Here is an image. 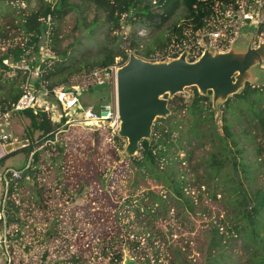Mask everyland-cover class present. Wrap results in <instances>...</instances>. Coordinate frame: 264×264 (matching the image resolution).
I'll use <instances>...</instances> for the list:
<instances>
[{
    "label": "rangeland",
    "instance_id": "1",
    "mask_svg": "<svg viewBox=\"0 0 264 264\" xmlns=\"http://www.w3.org/2000/svg\"><path fill=\"white\" fill-rule=\"evenodd\" d=\"M202 1L215 12H218L220 7L232 10L230 4L234 2L237 6H242V9H236L239 17L248 13L258 21L264 20V0H258L259 4H248L250 0ZM21 6L26 8L27 13L34 10L37 4L29 1L28 4ZM10 10L6 4L0 3V28L8 31L3 35L7 39L2 40L0 36V56L9 44L22 40V34L18 30L6 27V21L11 19L14 23L18 21L17 17H12L19 14L18 10L6 20ZM83 13L87 16L86 23L93 20L96 15L100 19L104 16L94 10L89 12L83 10ZM78 16L73 11L66 13L58 24L57 31L59 42L57 45L60 49H66L78 42L74 57L83 53L91 58L99 49L98 45L105 41V37L113 38L114 34L121 37L122 49L128 46L133 35L143 40L147 36L157 34L152 27L146 28L142 23L134 26L121 24L119 31L114 33H110L108 26L101 24L93 28L94 33L89 36L88 30L77 27ZM185 16L186 13L181 6L162 27L166 32L169 31L171 23L177 22L174 43L177 42L180 33L185 36L188 30L194 29L196 34L203 31L198 27V23ZM253 26L236 23L233 29H237V35L227 46L201 43L199 46L202 47V52L199 57L204 52L211 55L224 53L241 61L249 47L257 49L263 44L264 25ZM147 42L149 40L145 39L144 43ZM46 45L47 38L44 35L23 61L13 63L12 71L3 73L8 79V84L3 87L5 92L9 88L18 85L20 87L23 73L27 70L29 74L26 82L31 84L34 82V73L38 72L40 62L48 54ZM127 54L129 57L133 53L128 51ZM182 54H185V60L188 61V52L184 50L177 58ZM170 57L166 55L164 61L160 62L174 59ZM119 61L120 58L115 59L116 63ZM16 69L22 70L23 73L18 74L14 81H10V78L17 76ZM87 77V74L82 73L73 77L69 84L83 88L80 95L83 107L114 105L116 102L114 82L107 84L100 91H93L91 81ZM233 79L238 87L249 79L251 86L264 88V69L253 67L247 76L236 75ZM191 93L192 87H188L174 96L183 97L187 101ZM162 98L169 101L173 97L167 94ZM209 98L212 110L215 111L214 115L218 118L219 108L224 99L219 98L214 104L212 92ZM70 118L71 114H66L63 123L61 120L51 121L48 116H34L32 120L29 114L24 113L12 114L7 125L0 122V133L2 131L9 135V142L24 140L29 142V148L19 150L17 154L6 156L1 149L5 159L0 167L21 171L20 178L12 184V192H9L6 201L7 213L0 222V229L10 232L9 263L0 255V264H123L125 257L142 264L145 256L149 258V264H170L173 249L180 250L189 264H204L210 224L217 226L226 213L218 202L210 198L212 185L208 189L203 187L199 189L198 182L191 179L193 175L189 171V166L194 165L205 148L195 149L189 165L185 161L177 165L188 178L187 187L184 189L192 201V211L188 212L186 205L173 198L161 184L137 174L135 167L129 163L127 140L118 135L119 127L115 130L109 128V132L97 137L93 135L96 131L78 123H71ZM236 130L234 127L233 131ZM114 137L121 141H116ZM263 137L264 128L257 140L262 149V156L257 161L259 167L254 170V176H257L256 186L262 189H264ZM14 139L16 141H12ZM29 150H33V153L39 152L36 165L33 164L32 156H28ZM137 154L138 151L134 157ZM177 156L178 159H182L184 152H178ZM245 158L255 165L253 151L248 150ZM25 169L33 172L27 179H23L22 175ZM151 213L155 216L153 221L149 218ZM148 222L154 228L153 233L159 231L149 241L146 240L147 235L143 236V232L149 228L145 226ZM239 246L240 242L236 241L230 253L232 261L229 264H244L245 258ZM116 255L121 257L119 262L116 261Z\"/></svg>",
    "mask_w": 264,
    "mask_h": 264
},
{
    "label": "trees",
    "instance_id": "2",
    "mask_svg": "<svg viewBox=\"0 0 264 264\" xmlns=\"http://www.w3.org/2000/svg\"><path fill=\"white\" fill-rule=\"evenodd\" d=\"M29 1L36 2L37 6L26 13V8L21 5L28 4ZM0 3L11 8L6 20L14 11H19L18 15L12 16L17 17L18 21H6V27L16 29L22 34V40L9 44L0 56V114L10 111L17 102L29 74L28 70L23 73L22 70L16 69L17 76L10 78V81H14L18 74L23 73L20 87L18 85L5 92L3 87L8 84V79L3 73L11 72L13 63L23 61L44 35L47 38L48 54L39 64L37 82H40L45 90H51L68 87L72 78L82 73L89 74L94 70L124 65L128 59V51L150 62L164 61L166 55L175 59L185 46L194 44L196 30H188L185 36L180 33L174 43L177 22L171 23L169 31L166 32L162 30L163 25L181 6L186 13L185 17L198 23L200 29H209V21L213 20L214 14V10L202 0H0ZM230 5L234 11L237 9L234 2ZM83 10H94L104 16L100 19L96 15L86 23L87 16ZM225 10L226 8L220 7V11ZM70 11L79 15L77 27L88 30L89 36L94 33L93 28L101 24L108 26L110 33H114L119 31L121 24L134 26L142 23L146 28L152 27L157 34L147 36V43H144L145 39L133 35L124 49L121 48V37L114 34L113 38L105 37L106 42L102 41L98 45L99 49L91 58L83 53L74 57L78 42L66 49H60L57 45L58 24ZM4 33L8 31L0 28L2 40L7 39L3 36L6 35ZM191 48L189 52L197 49L198 56L201 50L194 46ZM188 56V62H194L197 58L191 54ZM116 58H120L117 63ZM9 62L12 64H8ZM210 93L203 96L192 88L191 97L187 101L183 97L171 98L167 105L169 115L156 119L150 140L140 142L137 156L130 157L129 163L135 167L139 176L161 184L173 198L183 202L190 212L192 201L184 191L188 178L177 165L183 164L184 161L189 165L195 149L205 148L194 165L189 166L193 175L191 179L198 182L199 189H208L212 185L210 198L218 202L226 213L217 226L210 224L204 264H229L232 261L230 253L236 241L240 242L244 264H264V189L256 186L257 176H254V170L259 167L257 161L262 156V149L257 140L264 128V88L245 83L239 92L222 102L218 118L215 117V111L209 101ZM27 114L34 119L32 113ZM234 127L237 128L236 131H233ZM107 132L108 129L100 130L93 135L99 137ZM114 139L121 141L117 137ZM262 139L264 140V137ZM248 150L254 153L255 165L245 158ZM32 151H28V156H32L33 164L36 165L39 152ZM178 152H184L182 159L177 158ZM32 173L31 170H23V179L29 178ZM12 189L11 185L8 195ZM149 218L155 220L152 213ZM145 226L149 227L143 232L144 237L148 236L146 240L149 241L154 234L159 233L157 230L153 233L154 228L150 226V222ZM120 258V255H116V261L119 262ZM149 262V258L145 256L142 264ZM170 264L189 263L180 250L173 249Z\"/></svg>",
    "mask_w": 264,
    "mask_h": 264
},
{
    "label": "water",
    "instance_id": "3",
    "mask_svg": "<svg viewBox=\"0 0 264 264\" xmlns=\"http://www.w3.org/2000/svg\"><path fill=\"white\" fill-rule=\"evenodd\" d=\"M264 43L257 49L250 47L242 56L241 61L228 54L211 55L204 52L194 62L185 60V54L169 62H150L129 55L127 62L120 66L116 73L115 96L119 119V136L127 140L128 156L133 157L142 140H150L151 129L158 118L169 115L168 101L163 96L171 97L192 87L200 95L212 92L213 103L239 92L242 86L234 83V77L247 76L250 69H264ZM106 84L94 85L93 91L104 89ZM221 102V103H222ZM107 108H105L106 110ZM99 111V108H95ZM29 148V142H9L4 145L6 156ZM123 264H137L125 257Z\"/></svg>",
    "mask_w": 264,
    "mask_h": 264
},
{
    "label": "built area",
    "instance_id": "4",
    "mask_svg": "<svg viewBox=\"0 0 264 264\" xmlns=\"http://www.w3.org/2000/svg\"><path fill=\"white\" fill-rule=\"evenodd\" d=\"M259 4L258 0H250L248 4ZM262 6H260L261 8ZM237 9H242L241 5L237 6ZM264 9V8H263ZM237 10H231L227 8L225 11H214L213 20L209 21V29L203 28L202 33H194L195 42L184 48L188 54L193 57H199L202 52L201 43L208 45H225L231 43L233 38L237 35V29H233L236 23H242L243 26L251 25L253 27L263 24V21H258L255 17L246 13L244 16L239 17L236 14ZM260 10H258L259 12ZM256 16V14H254ZM255 19V20H254ZM254 20V21H253ZM264 37V33L262 34ZM264 43V38L262 39ZM195 47L200 49V53L197 56V49L189 52V48ZM192 49V48H191ZM183 52V51H181ZM180 52V53H181ZM179 53V54H180ZM170 56V55H169ZM179 56V55H178ZM171 58V57H170ZM196 58V59H197ZM120 66L114 65L108 69H100L91 71L87 74V79H90V86L97 84H111L116 81V73ZM34 82L31 84L28 81L22 88V94L17 102L12 106L10 111L0 114V122L4 125L8 124L10 116L12 114L20 113H32L34 116H48L51 121H57L64 118L66 114H71V123H78L83 127L91 128L94 131L117 129L119 127V119L117 114L116 102L114 105L104 104L99 105V111L95 108H84L80 103V95L83 88L76 87L74 85L68 87H58L51 90H45L40 82H37L39 74L36 71L34 73ZM88 84V83H87ZM105 108H107L105 110ZM70 122H67L70 124ZM0 123V124H1ZM67 124L66 122H64ZM5 127V126H4ZM114 132V131H113ZM10 136L6 133H0V148L3 149L4 145L9 143ZM20 178L19 172L6 170L2 176L1 181L4 184L3 192L0 194V222L6 216V201L8 200V188L14 184ZM10 232L8 230L0 229V255L3 256L5 261H8V251H10Z\"/></svg>",
    "mask_w": 264,
    "mask_h": 264
},
{
    "label": "crops",
    "instance_id": "5",
    "mask_svg": "<svg viewBox=\"0 0 264 264\" xmlns=\"http://www.w3.org/2000/svg\"><path fill=\"white\" fill-rule=\"evenodd\" d=\"M1 133H2V131H1ZM12 141H16V139H14V140H12ZM4 151V150H3ZM5 153V152H4ZM17 154V153H16ZM6 157V156H5ZM3 159H5L4 157H3V152L1 151V148H0V165H1V162L3 161ZM12 170L13 171V169L12 168H10V167H3V166H1L0 167V194L3 192V188L5 187L4 186V184H3V182L1 181V179H2V176H3V174H4V171H6V170ZM14 171H17V170H15L14 169ZM11 184H13V183H11ZM11 187V186H10ZM9 187V188H10ZM9 188H8V190H9ZM9 197V196H8ZM6 209H8V207H7V202H6ZM3 220V219H2ZM8 240H9V238H8Z\"/></svg>",
    "mask_w": 264,
    "mask_h": 264
}]
</instances>
